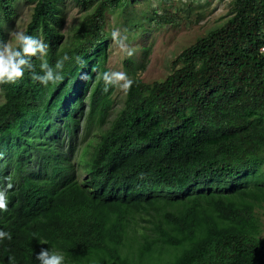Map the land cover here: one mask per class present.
I'll use <instances>...</instances> for the list:
<instances>
[{"label": "trees", "instance_id": "16d2710c", "mask_svg": "<svg viewBox=\"0 0 264 264\" xmlns=\"http://www.w3.org/2000/svg\"><path fill=\"white\" fill-rule=\"evenodd\" d=\"M18 1L0 0V40ZM27 1L24 30L49 45V64L70 59L56 84L25 72L0 85V187L13 185L0 264H39L42 247L65 264H264V0H231L161 79L144 81L126 59L134 84L117 109L114 88L96 83L107 70L105 15L134 0H76L82 14L67 36L64 0ZM166 10L148 19L172 23ZM83 115L96 129L75 164Z\"/></svg>", "mask_w": 264, "mask_h": 264}, {"label": "rangeland", "instance_id": "374dc122", "mask_svg": "<svg viewBox=\"0 0 264 264\" xmlns=\"http://www.w3.org/2000/svg\"><path fill=\"white\" fill-rule=\"evenodd\" d=\"M231 0H134L123 9L107 11L105 15V29L108 31L107 39V70L124 71L125 60L123 53L110 38L112 30L119 29L122 35L127 36L130 46L137 49L136 55L132 57L141 66L136 69V74L144 81H153L163 78L170 70L171 62L180 50L194 41V39L209 28L222 23L228 16ZM32 3L27 0H19L16 4L14 18L6 30V40L10 34L17 30H24L28 20ZM64 20L61 31L65 36L69 35L71 29L77 24L82 10L76 0H64ZM167 8L166 12L175 17V21L165 25H158L148 17L153 10L160 12ZM132 22L136 27L131 29ZM147 48V49H145ZM127 73V72H126ZM129 76V75H128ZM124 93L114 88L111 94L113 108L120 107ZM3 95L0 89V102ZM113 112L110 114V118ZM84 117H80V124L77 129L74 141L79 145L74 148V163L77 164L78 147L84 144V140L92 137L96 126L86 128ZM68 139L66 133L62 134ZM64 142L63 146L66 147ZM24 147L15 150L14 156L22 154ZM37 152H31V159L28 161L27 170L36 167ZM12 159V158H11ZM12 161V160H11ZM11 172L6 167V173ZM81 169L77 166L76 172ZM263 218V216H262ZM264 222V219H263Z\"/></svg>", "mask_w": 264, "mask_h": 264}, {"label": "clouds", "instance_id": "9594fccd", "mask_svg": "<svg viewBox=\"0 0 264 264\" xmlns=\"http://www.w3.org/2000/svg\"><path fill=\"white\" fill-rule=\"evenodd\" d=\"M110 38L123 53L124 59H130L136 55L137 49L128 44L127 36L122 35L119 29L112 30ZM48 50V44L27 34L26 30L14 31L10 34L8 40H0V85L16 84L24 78L25 72L29 73L34 82H38L45 87L60 82L63 79L61 73L64 64L70 58L65 54L54 65L49 64L46 59ZM33 58L40 61L38 71L37 66L33 63ZM93 70L97 71L96 69ZM96 83L102 84V91L105 93L110 88H116L126 95L131 90L134 81L124 71L106 70L98 71ZM76 169L77 167H74L73 173L81 179L85 173L83 171L77 173ZM12 187L11 182H7L4 187H0V212L8 211L9 198L7 191L11 190ZM5 239L11 240L12 234L0 230V241ZM40 243L47 244V241L41 240ZM35 258L39 264H65L64 255L50 248L42 247ZM12 259L13 257L10 256L9 260Z\"/></svg>", "mask_w": 264, "mask_h": 264}, {"label": "built area", "instance_id": "2783aa9c", "mask_svg": "<svg viewBox=\"0 0 264 264\" xmlns=\"http://www.w3.org/2000/svg\"><path fill=\"white\" fill-rule=\"evenodd\" d=\"M259 52H264V43L262 45H260Z\"/></svg>", "mask_w": 264, "mask_h": 264}]
</instances>
